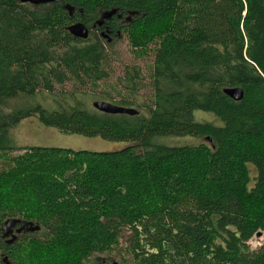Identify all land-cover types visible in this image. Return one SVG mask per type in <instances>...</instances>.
Here are the masks:
<instances>
[{"label": "trees", "instance_id": "trees-1", "mask_svg": "<svg viewBox=\"0 0 264 264\" xmlns=\"http://www.w3.org/2000/svg\"><path fill=\"white\" fill-rule=\"evenodd\" d=\"M105 13L110 36L150 59V104L136 115L86 99L135 108L140 67L119 78L130 95L116 85L102 97L81 91L110 78L111 57L101 36L68 28L99 26ZM67 83L75 91L54 105L39 100ZM230 87L243 98L224 93ZM31 117L127 146L20 148L13 129ZM186 137L197 142L162 141ZM14 221L35 228L21 241L26 264H85L116 251L122 264H264V0H0V228Z\"/></svg>", "mask_w": 264, "mask_h": 264}, {"label": "rangeland", "instance_id": "rangeland-1", "mask_svg": "<svg viewBox=\"0 0 264 264\" xmlns=\"http://www.w3.org/2000/svg\"><path fill=\"white\" fill-rule=\"evenodd\" d=\"M100 19L96 20L98 22ZM104 24V22H103ZM99 26L92 25L89 27V36L88 38H97L101 35L98 29ZM102 38L106 46L109 49V55L111 57L110 65L112 67L111 76L109 79L99 83L100 86L96 90H92L90 87L86 89H81V91L88 93L92 96H101L105 93H101L103 89H107L109 93L113 90L112 86H118L121 92L125 95H130L125 88L124 84H119V78H123L125 74L126 67L137 66L142 70L143 79L141 84L145 85L140 87L135 95H130V99H133L136 102L135 109L139 108L142 111V104L149 103V96L151 94V88L149 87L148 79V65L150 62L149 58L140 59L137 58L131 47L128 45L125 38H121V34L118 32L114 37H111L110 34L102 32ZM111 45V47H109ZM65 91L64 93H71L75 91L73 83H67L63 86H56L54 93H43L39 98L45 105H54V99L56 98L59 92ZM114 94V92H112ZM68 95V94H67ZM91 105L94 101L101 99H95L94 97H88L86 99ZM104 101V100H102ZM150 104V103H149ZM134 108V107H132ZM197 119L202 122H211L217 123L215 116L210 113H197ZM12 136L15 139V144L20 148L29 147V146H48V147H62L72 150H90V151H115L125 148L127 143L118 142V141H108L100 137H88L78 134H66L58 131L55 128L44 126L39 122L35 117L27 118L21 121V123L13 129ZM164 143L170 145H185L196 143L197 140L186 137V138H165L162 139ZM22 150L15 151L19 153ZM128 234V231H125V235ZM127 237V236H126ZM126 237L120 239V251L123 252V246H125ZM263 242L262 234H257L251 241L250 246L252 249H258ZM121 252L118 251L114 253H103L95 255L85 264H122Z\"/></svg>", "mask_w": 264, "mask_h": 264}, {"label": "flooded vegetation", "instance_id": "flooded-vegetation-1", "mask_svg": "<svg viewBox=\"0 0 264 264\" xmlns=\"http://www.w3.org/2000/svg\"><path fill=\"white\" fill-rule=\"evenodd\" d=\"M104 25V26H103ZM98 28L100 35L102 32L110 33L107 26L103 24ZM118 33V32H117ZM115 33V35L117 34ZM35 228L31 223L25 222H11L0 228V264H26L23 259V252L21 249V241L26 238L28 234L35 233Z\"/></svg>", "mask_w": 264, "mask_h": 264}, {"label": "water", "instance_id": "water-1", "mask_svg": "<svg viewBox=\"0 0 264 264\" xmlns=\"http://www.w3.org/2000/svg\"><path fill=\"white\" fill-rule=\"evenodd\" d=\"M55 1L58 0H21L22 3H30L32 5L49 4ZM66 8L71 14L73 13V7L67 5ZM109 16V13L103 14L102 18L97 22L98 25L102 26L104 19ZM68 29L69 32L75 37L87 39L89 36V28L82 22L73 23L69 26ZM224 93H226L229 97L237 101L241 100L244 96V90L241 87L225 88ZM93 106L102 112L110 114L136 115L139 113L138 110H136L135 108L122 107L120 105H116L107 101H94ZM208 139L210 140V138Z\"/></svg>", "mask_w": 264, "mask_h": 264}]
</instances>
